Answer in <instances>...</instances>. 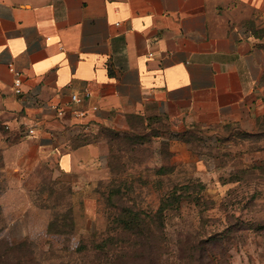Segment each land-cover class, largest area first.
<instances>
[{"label":"crops","instance_id":"0c3cea01","mask_svg":"<svg viewBox=\"0 0 264 264\" xmlns=\"http://www.w3.org/2000/svg\"><path fill=\"white\" fill-rule=\"evenodd\" d=\"M85 91L84 118L57 116ZM263 117L264 0H0L3 162L18 178L50 169L87 220L113 176V138H150L155 170L200 171L186 133Z\"/></svg>","mask_w":264,"mask_h":264},{"label":"rangeland","instance_id":"374dc122","mask_svg":"<svg viewBox=\"0 0 264 264\" xmlns=\"http://www.w3.org/2000/svg\"><path fill=\"white\" fill-rule=\"evenodd\" d=\"M183 138L205 170L156 173L150 138H113L92 220L50 169L13 177L0 153V264H264V117Z\"/></svg>","mask_w":264,"mask_h":264},{"label":"built area","instance_id":"2783aa9c","mask_svg":"<svg viewBox=\"0 0 264 264\" xmlns=\"http://www.w3.org/2000/svg\"><path fill=\"white\" fill-rule=\"evenodd\" d=\"M10 71L15 72L14 68L10 66ZM16 74V80L14 83L15 87V93L17 95H20L22 93V88H21V79H20V74L15 72ZM90 93L88 91H85L82 95H79L78 93H73L70 97V103L64 104L62 107L57 109V116L58 117H63L67 111H70L71 115L77 119L84 118L87 115V112L78 108L80 104H82L84 101L90 98ZM35 130L30 129L29 134H34Z\"/></svg>","mask_w":264,"mask_h":264},{"label":"trees","instance_id":"16d2710c","mask_svg":"<svg viewBox=\"0 0 264 264\" xmlns=\"http://www.w3.org/2000/svg\"><path fill=\"white\" fill-rule=\"evenodd\" d=\"M159 172V174H163V173H160V172H163V171H158Z\"/></svg>","mask_w":264,"mask_h":264}]
</instances>
